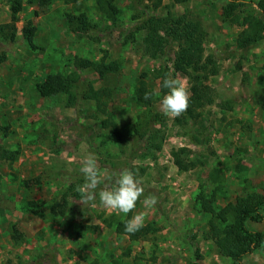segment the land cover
Masks as SVG:
<instances>
[{
    "label": "rangeland",
    "instance_id": "1",
    "mask_svg": "<svg viewBox=\"0 0 264 264\" xmlns=\"http://www.w3.org/2000/svg\"><path fill=\"white\" fill-rule=\"evenodd\" d=\"M42 1L24 0L14 42L0 31V52L6 54L0 66V147L19 153L12 164L0 162V264H232L208 238L210 216L197 199L214 197L219 211L248 193L264 196V36L248 50L236 48L242 28L222 17L230 0H110L119 10L114 20L97 11L95 0L74 6ZM236 1L241 7L235 15L264 21L256 11L261 0ZM67 14L85 15L89 30L72 32ZM154 15L198 22L205 56L217 60L218 73L206 83L212 104L199 111L196 123L176 125L161 108L166 74L190 88L173 69L176 44L155 59L145 54L146 33L139 29ZM11 21L10 7L0 0V26ZM24 27L35 28V49L24 41ZM103 57L118 71L102 80L74 66L80 59L98 64ZM49 75L66 91L41 98L36 85ZM141 80L156 98L147 108L135 104ZM91 88L107 96L99 103L86 100ZM107 118L116 124L120 144L108 140L110 130L101 124ZM155 135L162 140L159 151L151 145ZM173 153L196 167L180 171ZM89 155L106 173L96 192L111 184L114 172L129 169L139 177L144 194L127 215L106 209L98 196L82 200L81 168ZM150 196L157 198L151 207L144 203ZM59 202L65 215L53 217L50 208ZM139 212L154 234L134 243L115 235L113 221L126 222ZM248 228L264 234V222ZM242 264H264V245Z\"/></svg>",
    "mask_w": 264,
    "mask_h": 264
},
{
    "label": "trees",
    "instance_id": "2",
    "mask_svg": "<svg viewBox=\"0 0 264 264\" xmlns=\"http://www.w3.org/2000/svg\"><path fill=\"white\" fill-rule=\"evenodd\" d=\"M51 0H43L41 6L47 5ZM66 5H76L78 0H61ZM173 4L180 5L187 0H172ZM10 7L12 16L11 24L0 26V31H8L9 41L14 42L16 30L14 27L15 17L19 15L23 8L24 0H6ZM96 9L99 13L110 20H114L119 15V10L110 0H95ZM161 1H158L155 8H159ZM40 5V4H39ZM241 7L236 0L228 1L227 6L222 10V17L233 26L242 28L236 39V48L238 50H248L262 41L264 36V21L254 14H247L240 18L234 13ZM256 11L264 16V0L256 4ZM67 23L74 27L72 32L84 33L89 30L88 21L85 15L75 17L65 15ZM141 31L146 33L143 41L145 54L155 59L162 55L172 44L177 45V51L174 56V72L187 78L190 90V101L187 110L180 116L175 117L174 124L183 125L189 122L196 123L201 119L199 111L212 104V93L207 88L206 83L218 73L217 60L213 56H205L204 34L198 22L189 20L186 16L161 18L156 15L150 17L141 25ZM35 28L24 27L22 37L26 44L35 49L33 39ZM5 36V35H4ZM6 62V54L0 52V66ZM76 69H86L95 72L99 79H104L110 74L118 71L116 63H106V57H103L100 63L96 64L88 60H76L74 63ZM66 86L55 76L49 75L46 79L36 85V91L41 98H51L66 91ZM107 96L105 91H95L92 88L86 100L99 103L101 99ZM147 97V98H146ZM156 98L146 83L141 80L135 91V104L138 107H150ZM102 128L110 130L108 140L114 144L121 143V136L116 124L110 118L102 121ZM151 145L155 151L160 150L161 139L158 135L150 136ZM184 152V151H182ZM19 156L18 151L10 152L0 147V162L14 163ZM175 163L180 171L186 172L193 170L196 166L192 162L186 164L180 160L178 154L173 153ZM215 180V179H213ZM219 181V179L215 180ZM67 191L72 193L73 185ZM220 187H217V190ZM198 202L201 211L210 216L208 221V238L213 241L219 255L222 258L229 259L232 264H242L243 260L253 255L264 245V234L258 231H252L248 224L260 225L264 222V196L259 193L251 192L243 197H239L232 204H227L219 211L215 210L213 204L214 197H206L203 194L198 196ZM65 207L59 202L52 205L50 214L53 217L64 216ZM115 235L127 237L130 242H138L150 235L156 230L152 225H145L134 234L125 232V222L113 221ZM108 228L111 224L107 223Z\"/></svg>",
    "mask_w": 264,
    "mask_h": 264
},
{
    "label": "clouds",
    "instance_id": "3",
    "mask_svg": "<svg viewBox=\"0 0 264 264\" xmlns=\"http://www.w3.org/2000/svg\"><path fill=\"white\" fill-rule=\"evenodd\" d=\"M162 86L168 90L160 101L162 110L165 115L180 116L189 107V89L183 81L168 74L165 75ZM81 172L86 181L79 189L82 200L85 203L93 202L98 196L101 205L117 215H127L136 207L138 199L144 194L139 177L129 169L112 173L111 184H106L104 189L96 192L97 185L101 183L106 173L101 172L97 167L96 159L91 155L84 157ZM144 203L149 207L154 206L157 198L155 196L145 197ZM144 222L143 212L133 214L125 222V232L134 234L144 226Z\"/></svg>",
    "mask_w": 264,
    "mask_h": 264
}]
</instances>
